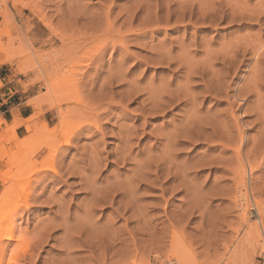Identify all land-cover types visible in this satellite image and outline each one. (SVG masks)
Wrapping results in <instances>:
<instances>
[{"label": "rangeland", "instance_id": "obj_1", "mask_svg": "<svg viewBox=\"0 0 264 264\" xmlns=\"http://www.w3.org/2000/svg\"><path fill=\"white\" fill-rule=\"evenodd\" d=\"M0 35L14 54L3 65L35 95L28 136L6 149L16 138L0 134L5 155L21 150L17 165L0 161V196L20 178L0 201V232L21 241L3 242L1 264H229L259 210L264 225V62L254 69L250 52L264 42V0H0ZM230 50L225 89L260 78L240 111L208 87ZM236 150L254 165L247 202L235 198Z\"/></svg>", "mask_w": 264, "mask_h": 264}, {"label": "bare ground", "instance_id": "obj_2", "mask_svg": "<svg viewBox=\"0 0 264 264\" xmlns=\"http://www.w3.org/2000/svg\"><path fill=\"white\" fill-rule=\"evenodd\" d=\"M4 3V2H3ZM35 11V10H34ZM35 13V12H34ZM37 13H38V11H37ZM4 17V16H3ZM41 19H43V18H41ZM5 20H6V18H5ZM5 26V25H4ZM49 25H46V28L48 27ZM49 28V27H48ZM47 28V29H48ZM3 31V30H2ZM5 31V30H4ZM3 33V32H2ZM1 33V34H2ZM3 35V34H2ZM0 39H1V35H0ZM2 43V42H1ZM2 47V46H1ZM250 47V46H249ZM6 49V51L4 50V47H3V52L0 50V52H1V56H0V65L1 64H3V63H8V62H11V60H13L12 58H14V54L11 56V55H9L7 52H9V51H7L8 49L7 48H5ZM225 49V48H224ZM237 49V48H236ZM231 50H233L232 48H231ZM230 50V51H231ZM5 51V52H4ZM228 51L227 52V54H224L223 55V57H222V59L220 60L221 61V63H222V67H223V70H225V73L223 72L222 73V75L220 74V75H216V76H213V78L210 80H208L210 83H209V85L210 84H212L211 86H209L208 85V87H209V89L210 90H212V94L213 95H215V96H217V95H220V94H223L224 96H225V100H226V97H227V100L229 101V99H233V101H231L232 102V105L233 104H235L236 105V102L239 104L238 105V111H240L241 110V105L244 103V102H242V101H244L245 100V95H249L250 93H251V91L253 90V91H257L258 89L256 88V83H255V80H257L258 78H259V72H257L256 70L254 71L255 73H257L258 75H256L254 78H253V81H251V80H249V81H251V82H253V86H252V89H251V91H250V89H244L243 87H237V88H233L232 89V87H230V84L228 85V87H226V89L223 87V85L220 83L221 82V80L222 79H224V78H227L229 75H231V74H234L237 70H236V67H235V64H236V62H237V60H235L236 59V55L237 54H235L233 51ZM226 52V51H225ZM233 52V53H232ZM239 52V51H238ZM251 54H252V56H253V58H254V69L255 68H257V66L258 65H261V63H263L264 62V60H262V59H264V42H257L256 44H254L252 47H251ZM246 53V52H245ZM223 54V53H222ZM235 54V55H234ZM217 54H215V56H216ZM219 55V54H218ZM217 55V56H218ZM16 56H17V54H16ZM216 56V57H217ZM207 57V56H206ZM212 58H213V56H211ZM210 57V58H211ZM218 57H220V56H218ZM217 57V58H218ZM216 58V59H217ZM208 59H209V55H208ZM214 59V61H215V58H213ZM211 60V59H210ZM262 60V61H261ZM213 61V60H212ZM212 61H211V63H208L207 65H204L205 67H207L206 69H204L203 70V68H202V70L203 71H200V72H203V73H201V74H199V78L201 79V80H203L204 79V77L205 76H207V72H208V69L210 68V70L209 71H212L211 69H212ZM210 62V61H209ZM206 63V62H205ZM214 63V62H213ZM214 65V64H213ZM237 65H238V63H237ZM33 67V66H32ZM31 67V68H32ZM239 66H237V68H238ZM30 68V69H31ZM29 69V66H19L18 67V71L20 72V73H23V72H25L26 70H28ZM19 73V74H20ZM253 73V72H252ZM213 74V73H212ZM215 77V78H214ZM260 79V78H259ZM204 84V83H203ZM236 87V86H235ZM249 91H250V93H249ZM252 91V92H253ZM230 93H232L233 95L231 96L230 95V97H228V94H230ZM257 92H255L254 94H256ZM259 95V94H258ZM258 97V96H257ZM230 102V103H231ZM259 102V101H258ZM260 102L262 103V101H261V98H260ZM229 103V102H228ZM242 103V104H241ZM231 105V104H230ZM235 105H233V107L235 106ZM262 105V104H261ZM259 106V105H258ZM232 107V106H231ZM263 108V106H260V108ZM256 108V107H255ZM259 108V109H260ZM252 109V108H251ZM230 110V113H229V116L231 117V118H233L234 119V123H235V125H237L236 127H237V133H238V131H239V128L241 127V121H240V119L238 118L237 119V117L235 118L234 117V110H232V109H229ZM237 110V109H236ZM235 110V112H237ZM245 110V109H244ZM256 111V110H255ZM254 111V112H255ZM259 112H261L262 113V110L260 109L259 110ZM245 113V112H244ZM260 113V114H261ZM243 114V113H242ZM246 114V113H245ZM257 114V113H256ZM263 114V113H262ZM15 115V114H14ZM259 114H257V117H259L258 116ZM236 116V115H235ZM247 116H249V115H247ZM240 117V116H239ZM263 118H264V116H263ZM257 120V119H256ZM261 120V122L260 123H262V119H260ZM259 120V118H258V121H260ZM30 121V120H29ZM234 123H233V125H234ZM197 125H195V124H192L191 126H190V122H189V129L187 128L186 130H185V133H186V135L185 136H188L190 133L192 134V132L194 131L195 132V129H196V127H198L199 126V128L201 127V126H203V122L201 123V121H199L198 123H196ZM245 124V123H244ZM258 124H259V122H258ZM21 125V123H19L18 121H14V123H13V126H12V128H11V133H12V136L14 135V133H15V130L19 127ZM186 126V125H185ZM245 126H247V125H245ZM211 131H212V134L215 132H217L216 131V129H215V124L213 125V124H210V125H208L207 126ZM234 127V126H233ZM28 128V130L30 129V126H28L27 127ZM234 129V128H233ZM236 129V128H235ZM234 129V130H235ZM244 129V128H243ZM233 130V131H234ZM197 131V130H196ZM239 133H241V132H239ZM190 134V135H191ZM189 135V138H191V136ZM194 135V134H193ZM192 135V136H193ZM184 136V135H183ZM183 137L185 140L186 139H189L188 137L186 138V137ZM200 136V135H199ZM220 137H222V136H220ZM236 137V136H235ZM232 138V137H231ZM175 139H177V138H175ZM183 139V140H184ZM227 139H229V138H227ZM243 139H245V137L244 138H242L241 136H239V138L237 137V140L239 141V147L242 145V143H244L243 142ZM223 140H224V138H223ZM236 140V141H237ZM189 141H190V139H189ZM245 141V140H244ZM66 142V141H65ZM227 142V141H226ZM124 148L122 149V151L119 153V157H120V159H121V162H126L129 158H130V156H131V151H130V146H128V141H126V140H124ZM218 143H220V142H218ZM224 145V144H223ZM226 146V145H225ZM229 147V146H228ZM235 147V146H234ZM234 147H233V149H234ZM238 147V146H237ZM4 148V147H3ZM227 148V147H226ZM228 149V148H227ZM232 149V150H233ZM5 150V149H4ZM20 150V149H19ZM24 150H25V148H24ZM21 151V150H20ZM19 151V152H20ZM237 151V150H236ZM6 151H0V161L1 162H3L4 160L8 163V164H10L11 165V167H13V166H15V165H17L16 163H18L19 162V159L21 158V157H19L18 158V156H19V152H17L18 153V155L17 154H11V155H5L4 153H5ZM7 153V152H6ZM235 153V152H234ZM167 154V153H166ZM21 155V154H20ZM169 155V154H168ZM236 157L239 159V165H238V167H237V169H233L234 171H233V173L236 175H234V177H236L237 179L236 180H234V182H237V189H239V192L235 195V198H239L240 199V201L241 202H247L248 201V193H247V188H246V174H248L249 176L250 175H252L251 174V172L253 171V167H252V165L251 164H248V162H247V166H245V165H243L241 162L243 161H241L240 160V155H239V151H237V153H236ZM10 165H9V167H10ZM254 166V165H253ZM8 167V168H9ZM10 167V168H11ZM147 167V166H146ZM7 168V169H8ZM9 168V169H10ZM158 168V167H157ZM161 169V168H160ZM140 170V169H139ZM144 170H147L146 168L144 169ZM246 170H247V172H246ZM140 172V171H139ZM141 173V172H140ZM143 175H146V173H141L140 175H136V179H138V180H140V181H143L144 180V177H143ZM156 175H157V173H156ZM233 177V178H234ZM19 179L20 178H18L17 180L15 179V182L13 183V186L11 185V187H7V190H5L4 192H3V194L0 196V201H2V202H4V200H7V197L8 196H10L9 195V193L13 190V188L14 187H17V185H16V183H17V181H19ZM0 182L3 184V185H5V184H7V182H8V178H7V172H0ZM90 186V185H89ZM129 186V185H128ZM127 186V188H129V192H124L123 193V195L124 196H131L130 198L132 199V195H133V193L131 192L132 191V189H133V187L132 186H129L128 187ZM6 189V188H5ZM90 190V189H89ZM93 192V191H92ZM97 194V193H96ZM102 195V194H101ZM124 196H122V198H124ZM97 197V199H94L93 198V196L91 197V198H93L94 200L93 201H95V203L96 202H98V201H101L102 199L103 200H105L106 199V196H105V198H103V197H99L98 195L96 196ZM10 198V197H9ZM129 198V197H128ZM9 201V200H8ZM105 204L106 203H108L107 201H105L104 202ZM14 206V205H13ZM13 206H12V209H13ZM14 207H16V206H14ZM18 209V208H17ZM244 209H245V207H244ZM7 210H8V208H7ZM14 210H16L15 208L12 210V211H14ZM9 211H11V210H9ZM17 211V210H16ZM9 214L7 213V215H6V218L5 219H3V221L2 222H5V223H10L11 224V220H12V213H11V215L12 216H8ZM257 217H258V220H257V223H256V225L254 224V227H252L251 229L249 228V230H248V235L244 238V241H242V244H240L239 245V248H237L236 250V254L235 253H232V256H230V257H228V262H229V264H242V263H245V264H247V262L249 261V260H247L246 261V259H248L249 257L248 256H246V259H244L243 260V258H241V257H244L243 255H242V253L244 254V252H245V250L247 251V248H249V249H252L253 250V252H254V250H258L259 251V253L264 257V238H261L260 236L262 235V233H264V225H263V219H262V212L259 210L258 212H257ZM11 218V219H10ZM65 218V217H64ZM65 221V220H64ZM63 222V221H62ZM1 224V223H0ZM61 225V224H60ZM64 226H65V223L63 224ZM59 226V225H58ZM6 227H8V226H6ZM10 227V229L12 228L11 226H9ZM0 228H3V227H1V225H0ZM78 228V227H77ZM7 229V228H6ZM10 229H8V230H10ZM61 229V228H60ZM63 229V228H62ZM4 230V229H3ZM67 230V229H66ZM65 230V231H66ZM70 230V229H69ZM75 230V229H74ZM79 231V230H78ZM258 232H260V234L258 233ZM3 232H0V234H2ZM65 233V232H64ZM14 234V233H13ZM13 234H12V232L11 231H9V232H6L5 234H2V236H0V264H1V252L3 251V248H4V244H3V242L4 241H11V240H14L13 238L14 237H17V236H13ZM74 234V233H73ZM255 234L257 235V236H255ZM259 234V235H258ZM76 235V234H75ZM255 236V237H254ZM17 238H19L18 240H16V241H20V236L19 237H17ZM22 239V238H21ZM21 242V241H20ZM67 242V241H66ZM69 242V241H68ZM208 243H210V242H208ZM67 244V243H66ZM69 245V244H68ZM68 245H66V246H68ZM71 247V246H70ZM68 248V247H67ZM71 248H69V250H70ZM238 249H239V251H238ZM241 254H240V253ZM248 252V251H247ZM175 254V253H174ZM180 254V253H179ZM246 254V253H245ZM247 254H251L250 252L249 253H247ZM173 256H175V255H173ZM179 256V255H178ZM250 256V255H249ZM260 256V255H259ZM227 257V256H226ZM175 258H176V260L178 259L176 256H175ZM227 259V258H226ZM252 259V258H251ZM251 259H250V261H251ZM180 262L179 263H182V264H191L190 262H188L185 258H182V257H180Z\"/></svg>", "mask_w": 264, "mask_h": 264}, {"label": "crops", "instance_id": "obj_3", "mask_svg": "<svg viewBox=\"0 0 264 264\" xmlns=\"http://www.w3.org/2000/svg\"><path fill=\"white\" fill-rule=\"evenodd\" d=\"M3 64L0 65V134L11 137L14 121L21 123L12 136L16 139L9 145L2 144L6 149H13L19 141L28 136L30 129L28 130L26 121L32 115V108L28 103L35 95L32 94L31 88L23 89V81L13 78ZM47 114L46 112L45 115ZM44 120L46 121L45 118Z\"/></svg>", "mask_w": 264, "mask_h": 264}]
</instances>
